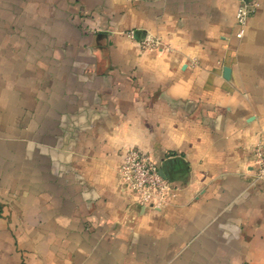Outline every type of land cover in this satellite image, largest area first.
Instances as JSON below:
<instances>
[{
	"label": "crops",
	"instance_id": "0c3cea01",
	"mask_svg": "<svg viewBox=\"0 0 264 264\" xmlns=\"http://www.w3.org/2000/svg\"><path fill=\"white\" fill-rule=\"evenodd\" d=\"M238 4L0 0V264H264V0L242 38ZM128 148L164 205L121 190Z\"/></svg>",
	"mask_w": 264,
	"mask_h": 264
},
{
	"label": "built area",
	"instance_id": "2783aa9c",
	"mask_svg": "<svg viewBox=\"0 0 264 264\" xmlns=\"http://www.w3.org/2000/svg\"><path fill=\"white\" fill-rule=\"evenodd\" d=\"M257 0H239L235 12V36L242 38L246 33L247 19L255 10ZM133 32H131V36ZM142 46L150 48L154 42L145 39ZM256 176L264 179V152L261 144L255 148ZM120 188L134 196L142 206L160 207L169 199L173 191L171 181L161 174L159 165L147 153L128 148L123 154L120 169Z\"/></svg>",
	"mask_w": 264,
	"mask_h": 264
},
{
	"label": "water",
	"instance_id": "95a60500",
	"mask_svg": "<svg viewBox=\"0 0 264 264\" xmlns=\"http://www.w3.org/2000/svg\"><path fill=\"white\" fill-rule=\"evenodd\" d=\"M228 72H229V68L228 67L224 68V75L225 76L228 74ZM165 164H167V163L165 162L164 166H165Z\"/></svg>",
	"mask_w": 264,
	"mask_h": 264
}]
</instances>
